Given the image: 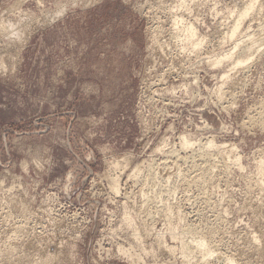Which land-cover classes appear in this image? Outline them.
Segmentation results:
<instances>
[{
    "label": "rangeland",
    "instance_id": "obj_1",
    "mask_svg": "<svg viewBox=\"0 0 264 264\" xmlns=\"http://www.w3.org/2000/svg\"><path fill=\"white\" fill-rule=\"evenodd\" d=\"M249 1L213 0V12L196 9L193 0H103L77 9V15L52 30L34 24L31 0H0V221L37 235L71 234L79 224L84 229L80 248L99 264H136L133 257L140 249L146 256L139 264H226L228 258L264 264V165L256 162L264 138L245 136L238 127L259 116L264 106V57L244 63L253 42L260 44L262 22L259 17L252 22L251 12L231 37ZM203 12H208L204 24L210 42L227 39L225 54L236 49L211 70L206 62L199 70L188 68L182 58H172L171 46H164L177 33L173 19H183L184 26ZM6 22L11 23L6 27ZM128 37L138 52L137 76L128 85L126 102L113 111L101 79ZM229 72L240 73L231 94L242 93L231 116L232 136L213 140L211 147L207 143L204 151L192 141L188 149L178 147L179 141L175 151L168 147V128H177L181 120H204L219 130L214 105L223 90L217 80L231 81ZM197 91L199 99L193 100ZM209 97L212 104L206 108ZM129 105L131 115L125 117ZM121 120L126 124L117 134ZM153 126L142 138V128ZM89 128L100 134L85 139ZM48 137L66 141L54 150L61 165L37 181L20 162L29 147ZM242 138L246 147L237 162L231 149ZM99 140L116 145L107 163L97 151ZM81 151L93 157L86 158L85 167L77 163ZM64 160L73 162L76 171ZM114 180H119V194ZM198 238L209 244L205 251L196 246ZM121 249L124 259L106 258L108 250ZM209 249L213 255L204 256Z\"/></svg>",
    "mask_w": 264,
    "mask_h": 264
},
{
    "label": "clouds",
    "instance_id": "obj_2",
    "mask_svg": "<svg viewBox=\"0 0 264 264\" xmlns=\"http://www.w3.org/2000/svg\"><path fill=\"white\" fill-rule=\"evenodd\" d=\"M102 2L103 0H31L35 9L32 19L41 28L55 30L77 15V9L88 8L92 4ZM132 2L133 0H123L125 4H131ZM193 6L196 9L208 8L213 12L215 10L213 0H199V2L193 0ZM248 7L253 11L252 22H255L257 17L262 22V31L258 37L260 44L257 45L253 42L252 48L248 50L251 54L250 59L245 60L244 63H250V60H255L258 56L264 57V0H251V4ZM198 15L199 18L192 16L191 22L186 23L183 28L179 29L180 32L186 34L185 36L177 39L175 33H171L169 40L164 46H171L172 58H182L188 68L199 70L200 65L205 62L210 70L218 68L220 65L216 57L219 56L221 60H230L236 49L235 47L230 48L225 54V47L228 44L227 39L210 42V34L205 30L207 25L204 24V19L208 16V12L198 13ZM212 22H215V15L212 17ZM213 42L217 43V48H211V43ZM209 49H211L209 55H205L204 53L209 52ZM118 55V60L110 62L111 66L105 68L100 85L102 92L104 90L108 91L110 95L109 103L113 111L126 102L125 94L128 93V85L137 76L138 52L134 41L130 37L122 40L118 45ZM228 75L232 77L231 81L228 77H221L217 80L219 89L223 90V95H217L214 105L215 114L221 121L219 130L212 129L204 120L196 122L189 118L186 124L181 120L177 128L174 129L172 126L168 128V132L171 133V142L165 141L168 147L175 151L177 148L176 141H179L178 147L183 148L187 138L193 142V146L199 151H204L207 143L224 136H232L235 128L232 127L231 116L234 110L242 103L240 100L242 93L231 94L232 84L240 73L232 75L229 72ZM197 79L198 77L194 76L193 82L195 83ZM213 95H216V92H213ZM197 99H199V91L193 97V100ZM211 104L212 100L209 97L204 107L208 108ZM209 110L212 111L213 109L209 108ZM131 111V105H129V110L125 111L123 115L125 117L130 116ZM164 115L166 116V114ZM193 115H198V113H193ZM125 124L126 120L119 121L114 131L122 129ZM238 127L243 129L245 136L251 135L264 138V106H262L259 116L255 119L250 118L243 125H238ZM150 131H154V126L153 128H142V138L147 136ZM213 133L215 134L213 135ZM99 134V130L89 128L84 133V136L85 139H88L89 136H98ZM117 134H119L118 131ZM201 141H205V144H201ZM65 143L66 141L61 140L59 137H48L40 141L35 147H29L24 153V159L20 162L22 171L26 174L31 173L39 181L54 168L61 165V160L54 155V150L57 144L63 145ZM245 147L243 138L240 139L238 145L233 147L237 162L241 159L240 153L243 152ZM115 149V144L105 143L103 140L97 141V151L103 152L105 163L109 161V156ZM86 158L93 159L90 152L81 151V156L77 161L80 167L86 166ZM244 158L251 159L250 157ZM256 162L264 165V151L260 152V157ZM63 163L72 165V171H76V165L73 162L64 160ZM240 170L242 172L245 171L243 168ZM68 190L70 191V189ZM73 228L79 229V231H73L71 234L68 232L57 234L48 231L37 235L35 233L15 231L13 230V225L7 223L6 220L0 221V264H99L92 257L85 256L84 249L80 248L83 243L84 229H81L79 224L73 225ZM65 237L67 238L65 239ZM101 256L104 257L103 250H101ZM125 256L126 253L123 249L118 253L108 250L106 258L122 260ZM145 256L146 254L140 249L133 259L136 264H139Z\"/></svg>",
    "mask_w": 264,
    "mask_h": 264
},
{
    "label": "bare ground",
    "instance_id": "obj_3",
    "mask_svg": "<svg viewBox=\"0 0 264 264\" xmlns=\"http://www.w3.org/2000/svg\"><path fill=\"white\" fill-rule=\"evenodd\" d=\"M22 1H25V0H22ZM20 2V1H19ZM243 3V2H242ZM249 4H251V1H249V3H247V4H245V9H244V11L241 13V15L239 16V18H238V20H237V22H236V25L235 26H233V29H232V32H231V37L232 38H234V36L236 35V33L240 30V28H241V26L243 25V21H244V19L245 18H247V16H249L250 14H251V12H253L252 11V9L250 8V7H248V5ZM183 5V4H182ZM13 7H15L14 5H13ZM17 7V6H16ZM182 7V6H181ZM179 8H180V6H179ZM180 9H182V8H180ZM13 10V9H12ZM242 10V9H241ZM18 11H21L20 9L18 10ZM8 13V12H7ZM18 14H19V12H17ZM13 14V13H12ZM17 14V15H18ZM6 15V14H5ZM25 15V14H24ZM21 16V15H20ZM174 16V15H173ZM172 16V17H173ZM178 16V15H177ZM30 17V16H29ZM23 18V17H22ZM173 18H175V17H173ZM179 18V17H178ZM173 19V20H175V21H172V22H174L172 25H174V27L176 26V31H177V33H175L176 35L178 34V32H180L179 31V29H181V28H183L182 26H183V19ZM182 18V17H181ZM25 19V21L27 20L26 18H24ZM29 19V18H28ZM3 20V19H2ZM21 20V19H20ZM30 20V19H29ZM32 21V20H31ZM1 23V22H0ZM7 23H11V22H6V24H4V26H6L7 25ZM25 23V22H24ZM18 24V23H17ZM16 24V25H17ZM35 24V23H34ZM185 24V23H184ZM2 25H3V22H2ZM2 25H0V26H2ZM11 25V24H10ZM13 25V24H12ZM26 25H27V23H26ZM29 25H30V23H29ZM28 25V26H29ZM32 25V24H31ZM31 25H30V27H31ZM3 26V27H4ZM8 26V25H7ZM6 26V27H7ZM25 27V26H24ZM1 28V27H0ZM8 28H10V27H8ZM12 28V27H11ZM3 29H7V28H3ZM16 29H17V27L15 28V32H16ZM21 29V28H20ZM20 29H18L19 31H17V32H20ZM30 29V28H29ZM32 29V28H31ZM2 30V29H1ZM0 30V31H1ZM14 29L12 28V31L11 32H14L13 31ZM3 31V30H2ZM2 31H1V33H2ZM5 31V30H4ZM173 31V30H172ZM7 32V31H6ZM16 32V33H17ZM8 33V32H7ZM182 33V32H181ZM181 33H179V34H181ZM13 35H14V33H12ZM19 34V33H18ZM17 34V35H18ZM30 34V33H29ZM32 34V33H31ZM30 34V35H31ZM13 35H10L9 34V36L11 37V36H13ZM24 34H23V32H22V36H23ZM28 35V34H27ZM186 34L185 33H182V37L183 36H185ZM7 36V35H6ZM5 36V37H6ZM19 36H21V34L19 35ZM159 36V35H158ZM181 36V35H180ZM15 38H16V35L14 36ZM176 37V36H175ZM178 37V36H177ZM18 38V37H17ZM20 38V37H19ZM28 38V37H27ZM157 39V38H156ZM1 40V39H0ZM16 40V39H15ZM16 41H20V40H16ZM23 41V40H22ZM22 41H21V43H22ZM1 43V42H0ZM158 43V42H157ZM24 44V43H23ZM5 45V44H4ZM241 45H242V43H241ZM7 46V45H6ZM5 46V47H6ZM12 46V45H11ZM13 46H15V45H13ZM8 47H10L9 45H8ZM2 48V47H1ZM15 48V47H14ZM159 48V47H158ZM161 48V47H160ZM163 48V47H162ZM169 48V47H168ZM13 49V48H12ZM24 49V48H23ZM164 49V48H163ZM250 49V48H249ZM248 50V49H247ZM3 51V50H2ZM5 51V50H4ZM8 51V50H7ZM164 51V50H163ZM6 52V51H5ZM12 55V54H11ZM223 60H220V61H217L219 64L222 62ZM1 63L2 62H0V65H1ZM237 64H239V62H237ZM240 64H242V63H240ZM2 67V66H1ZM5 69V68H4ZM6 70V69H5ZM4 70V71H5ZM213 143V142H212ZM210 143H208V146L209 147H211L210 145H214V144H210ZM191 145V141H188L187 139H185V143H184V147L183 148H185V149H188L189 147H191L190 146ZM213 147V146H212ZM184 149V150H185ZM231 150H233V149H231ZM208 153V152H207ZM224 156V155H223ZM228 157V156H227ZM226 157V158H227ZM231 161V160H230ZM221 162V161H220ZM228 163V162H227ZM261 166H262V164H261ZM137 170H139V169H137ZM136 170V174L138 175V173L137 172H140V171H137ZM199 174V173H198ZM119 180H120V178H119ZM119 180H114V182H112V184H110V186L112 185V187H113V190L115 191V193L117 194H119ZM111 183V182H110ZM126 220H127V218H126ZM147 231V230H146ZM191 232V231H190ZM204 238V237H203ZM199 239V238H198ZM257 239V238H256ZM198 243H197V245L196 244H194V245H196L199 249H201V250H203V251H205L207 248H208V243L206 242V241H204V239H199V241H197ZM181 244V243H180ZM195 246V247H196ZM169 248V247H168ZM171 249V248H170ZM189 252V251H188ZM183 254V253H182ZM213 255V253H212V251H211V249H209V250H207V254L206 255H204V256H212ZM185 256V255H184ZM226 261H228L226 264H237V262H235L232 258H228V260H226ZM207 264H209V261H205Z\"/></svg>",
    "mask_w": 264,
    "mask_h": 264
}]
</instances>
